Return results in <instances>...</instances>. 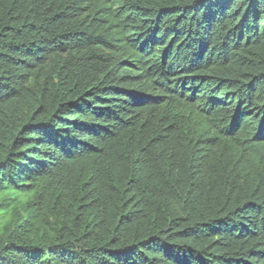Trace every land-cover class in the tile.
Here are the masks:
<instances>
[{
    "label": "trees",
    "instance_id": "obj_1",
    "mask_svg": "<svg viewBox=\"0 0 264 264\" xmlns=\"http://www.w3.org/2000/svg\"><path fill=\"white\" fill-rule=\"evenodd\" d=\"M0 264H264V0H0Z\"/></svg>",
    "mask_w": 264,
    "mask_h": 264
}]
</instances>
